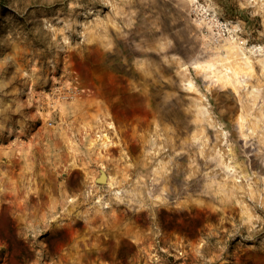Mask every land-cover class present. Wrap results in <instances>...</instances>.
I'll return each mask as SVG.
<instances>
[{"label":"rangeland","instance_id":"1","mask_svg":"<svg viewBox=\"0 0 264 264\" xmlns=\"http://www.w3.org/2000/svg\"><path fill=\"white\" fill-rule=\"evenodd\" d=\"M263 100L264 0H0V264H264Z\"/></svg>","mask_w":264,"mask_h":264},{"label":"bare ground","instance_id":"2","mask_svg":"<svg viewBox=\"0 0 264 264\" xmlns=\"http://www.w3.org/2000/svg\"><path fill=\"white\" fill-rule=\"evenodd\" d=\"M231 38V36H230ZM233 38V37H232ZM242 44L239 40L237 39H231V40H227L225 41L224 43H222V46L220 47V49L214 54L212 55L211 57L209 58H206L204 59L203 61H200L197 66H196V69L200 72H202L204 75H207L208 76H212L213 72L218 70V68L220 67V65L222 64V60L230 53H237L238 50H241L242 49ZM246 58L249 62V66L251 67V69L253 70V63H252V60H251V55L250 54H247L246 55ZM230 67L233 68V70L235 71H239L241 69H243L244 65L243 63L241 62V60H235V61H232L230 63ZM225 75V74H224ZM227 75V74H226ZM210 76V77H211ZM209 82H212L211 80ZM189 87H193L194 86V82L192 79H188L187 81ZM248 100L243 102L242 103V107L238 110L239 111V115H240V118L242 117L241 121H243L244 123V120L247 118V115L250 113V106L248 104ZM263 104H264V100H263ZM252 109V108H251ZM263 111H264V107H263ZM263 118H264V113H263ZM260 122V119L259 117L257 116L253 122L248 125L246 128H247V131L248 132H251V131H255V129H257L258 127V124ZM109 179L110 176L107 174V172L105 170H101L100 171V176L97 177V179L100 181H103L105 179Z\"/></svg>","mask_w":264,"mask_h":264},{"label":"water","instance_id":"3","mask_svg":"<svg viewBox=\"0 0 264 264\" xmlns=\"http://www.w3.org/2000/svg\"><path fill=\"white\" fill-rule=\"evenodd\" d=\"M101 181V180H100Z\"/></svg>","mask_w":264,"mask_h":264}]
</instances>
